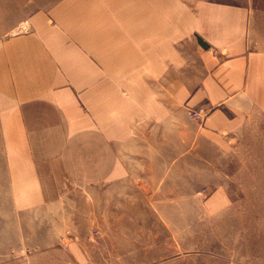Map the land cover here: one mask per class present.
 <instances>
[{"label": "crops", "instance_id": "1", "mask_svg": "<svg viewBox=\"0 0 264 264\" xmlns=\"http://www.w3.org/2000/svg\"><path fill=\"white\" fill-rule=\"evenodd\" d=\"M0 13L10 201L52 240L16 254L2 241L0 264H91L88 232L69 235L93 189L150 172L171 147L216 174L212 152L228 155L264 120L247 0H0ZM200 107L201 124L188 115Z\"/></svg>", "mask_w": 264, "mask_h": 264}, {"label": "rangeland", "instance_id": "2", "mask_svg": "<svg viewBox=\"0 0 264 264\" xmlns=\"http://www.w3.org/2000/svg\"><path fill=\"white\" fill-rule=\"evenodd\" d=\"M247 1L250 40L264 51V0ZM1 14L0 37L11 30ZM2 135L0 125V244L16 254L52 240L37 232L38 214L13 209ZM178 151L152 156L150 172L119 186L93 189L89 214L69 235L88 232L91 264H264V120L228 155L212 152L216 174L210 161Z\"/></svg>", "mask_w": 264, "mask_h": 264}, {"label": "built area", "instance_id": "3", "mask_svg": "<svg viewBox=\"0 0 264 264\" xmlns=\"http://www.w3.org/2000/svg\"><path fill=\"white\" fill-rule=\"evenodd\" d=\"M208 114H209V111L205 109L204 107L189 110V113H188L189 117L199 124L204 122Z\"/></svg>", "mask_w": 264, "mask_h": 264}]
</instances>
